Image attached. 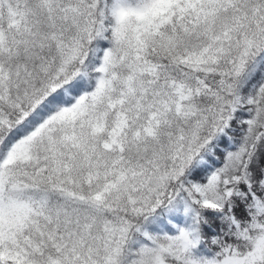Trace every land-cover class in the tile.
Wrapping results in <instances>:
<instances>
[{
  "label": "snow or ice",
  "instance_id": "obj_1",
  "mask_svg": "<svg viewBox=\"0 0 264 264\" xmlns=\"http://www.w3.org/2000/svg\"><path fill=\"white\" fill-rule=\"evenodd\" d=\"M0 264H264V0H0Z\"/></svg>",
  "mask_w": 264,
  "mask_h": 264
}]
</instances>
